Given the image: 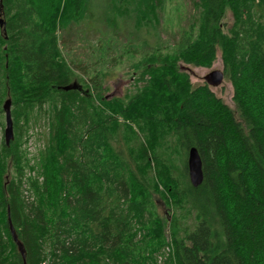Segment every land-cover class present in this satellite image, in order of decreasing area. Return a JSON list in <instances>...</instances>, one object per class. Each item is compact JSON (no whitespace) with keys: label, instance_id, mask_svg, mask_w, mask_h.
I'll use <instances>...</instances> for the list:
<instances>
[{"label":"trees","instance_id":"1","mask_svg":"<svg viewBox=\"0 0 264 264\" xmlns=\"http://www.w3.org/2000/svg\"><path fill=\"white\" fill-rule=\"evenodd\" d=\"M100 1L0 0V117L10 99L14 132L0 141V264H264V0L193 1L172 49L140 59L145 83L109 98L97 70L67 59L63 35L94 5L113 33L124 19L157 32L166 0ZM217 51L233 107L180 68L210 67ZM41 115L47 137L29 165L22 138Z\"/></svg>","mask_w":264,"mask_h":264},{"label":"rangeland","instance_id":"2","mask_svg":"<svg viewBox=\"0 0 264 264\" xmlns=\"http://www.w3.org/2000/svg\"><path fill=\"white\" fill-rule=\"evenodd\" d=\"M193 1L196 2L197 0H166L162 9L158 11L157 32L145 28L135 32L132 21L124 19L121 21V25L117 27L116 33H113L112 29L107 26L106 21L102 19V9H95V5L101 1L93 0L95 4L92 9L93 18L80 27L77 26L79 29L76 28V31H73L70 35H67V33L63 35L65 46L62 47V50L65 54H68H66L67 59L70 56L76 62H79L78 60L83 61L84 67H87L90 73L89 75L95 73L96 70L102 75V94L105 97H122L134 92L145 83V79H140L141 68L138 67L140 59L145 54L154 52L158 47H162L159 50L164 53L171 50L174 38L181 29L189 27L192 22L196 21L198 8L195 7ZM224 21L227 25L231 22L229 11H226ZM183 66L186 65L183 64ZM186 67L190 70L192 83H205L204 76L211 70H223L220 52L217 51L216 59L210 67L190 65ZM77 73L81 75L80 72ZM210 89L226 104L233 107V88L225 76L220 85L210 87ZM4 128L5 114L3 113L0 117V141L3 138ZM46 137L47 123L41 115L31 122L28 132L22 138L21 149L25 151L27 159H29V165H36L37 158L43 152ZM154 201L156 211L161 217L167 220L170 219L171 208L158 195L155 196ZM183 220L184 223L190 225L193 220L192 215ZM164 235L166 240H169L167 229ZM167 246L163 247L160 253L157 254L159 263H162L164 257L168 255Z\"/></svg>","mask_w":264,"mask_h":264},{"label":"water","instance_id":"3","mask_svg":"<svg viewBox=\"0 0 264 264\" xmlns=\"http://www.w3.org/2000/svg\"><path fill=\"white\" fill-rule=\"evenodd\" d=\"M3 25V19L0 16V26ZM187 68L186 66H181L180 68ZM224 79V71L221 69H213L209 73L204 76L205 83L209 87H216L222 83ZM70 87L75 88L76 83L74 82L72 86H65L63 89L67 90ZM3 110L5 114V128L3 130V138L6 145H9L10 141L14 138L13 132V122L11 118L10 112V99L5 100L3 104ZM187 169H188V177L190 184L193 187H197L201 184L203 180V170H202V161L198 150L195 147H190L188 150L187 156ZM11 235L13 237L14 242L16 243L20 253L24 256V250L22 244L17 239V236L13 230V227L10 225Z\"/></svg>","mask_w":264,"mask_h":264}]
</instances>
